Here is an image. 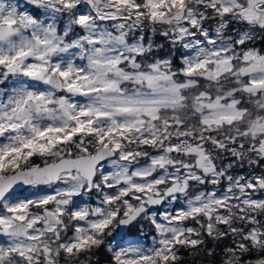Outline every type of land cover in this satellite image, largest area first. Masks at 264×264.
Wrapping results in <instances>:
<instances>
[{"label":"snow or ice","instance_id":"6c2138e0","mask_svg":"<svg viewBox=\"0 0 264 264\" xmlns=\"http://www.w3.org/2000/svg\"><path fill=\"white\" fill-rule=\"evenodd\" d=\"M257 39L264 0H0V264H264Z\"/></svg>","mask_w":264,"mask_h":264},{"label":"rangeland","instance_id":"374dc122","mask_svg":"<svg viewBox=\"0 0 264 264\" xmlns=\"http://www.w3.org/2000/svg\"><path fill=\"white\" fill-rule=\"evenodd\" d=\"M21 3H23V0H21ZM157 39H161L163 41V38L161 37H156ZM255 47L257 49L260 50H264V39H257L255 42ZM163 54V53H162ZM34 162L37 163L39 160H41L39 157H35ZM247 169H238L237 171L240 172H244ZM55 187V186H53ZM209 187H211V185H209ZM41 192H46V191H51L52 189L48 188L47 186H40V188L38 189ZM37 191V189H31V188H26L21 192V198H23L24 196H29L31 195L32 192ZM77 199H81V198H77ZM85 201H87V197L83 198ZM94 202V200H93ZM180 205H176V207H179ZM161 211H163L164 209H160ZM190 223V222H189ZM198 227V226H197ZM72 234V231H69V235ZM155 236V231L154 229H152L151 225L148 222H144V229H143V233L140 231L139 226H137L136 228H131L129 235L126 237V239H135V238H139L141 240V242L147 244V245H151L152 243V237ZM110 239V238H109ZM186 259L183 263H187V259H190V255L187 254V256H184ZM202 258H200L197 262L200 263ZM190 264V263H189ZM202 264V263H200Z\"/></svg>","mask_w":264,"mask_h":264},{"label":"trees","instance_id":"16d2710c","mask_svg":"<svg viewBox=\"0 0 264 264\" xmlns=\"http://www.w3.org/2000/svg\"><path fill=\"white\" fill-rule=\"evenodd\" d=\"M161 42H163L161 39H157V43H161ZM37 164L42 165L43 163L41 160H39L37 162ZM209 246H211V244ZM223 246L224 245L221 244V248H223ZM218 251H219V249H218ZM181 254L183 256V262H184L186 260V259H184V258H186L184 256H187V254H188L187 250H182ZM200 258H202L200 263L211 264L212 258L211 257L206 258L203 256H195V257L191 256L190 259H187L188 260L187 263H183V264H189V263L190 264H200L197 262ZM215 259H216V264H219L220 256L217 255V257ZM110 261H111V253L107 251L106 247H102V249L97 253L96 257H94V264H110Z\"/></svg>","mask_w":264,"mask_h":264},{"label":"water","instance_id":"95a60500","mask_svg":"<svg viewBox=\"0 0 264 264\" xmlns=\"http://www.w3.org/2000/svg\"><path fill=\"white\" fill-rule=\"evenodd\" d=\"M23 189V188H22ZM21 190V189H18V191Z\"/></svg>","mask_w":264,"mask_h":264},{"label":"bare ground","instance_id":"6f19581e","mask_svg":"<svg viewBox=\"0 0 264 264\" xmlns=\"http://www.w3.org/2000/svg\"><path fill=\"white\" fill-rule=\"evenodd\" d=\"M41 166H43V164Z\"/></svg>","mask_w":264,"mask_h":264}]
</instances>
